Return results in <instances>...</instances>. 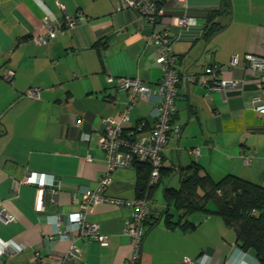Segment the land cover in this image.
Returning a JSON list of instances; mask_svg holds the SVG:
<instances>
[{
	"label": "crops",
	"instance_id": "obj_1",
	"mask_svg": "<svg viewBox=\"0 0 264 264\" xmlns=\"http://www.w3.org/2000/svg\"><path fill=\"white\" fill-rule=\"evenodd\" d=\"M161 1L167 17L180 16L186 2L195 25L180 36L172 34L179 82L171 127L178 131L169 133L160 167L167 175H161L155 188L163 186L164 199L166 187L176 188L171 183L179 171L193 163L213 182L233 176L261 185L264 118L251 102L264 99V86L261 74L244 67L241 57H264V0ZM118 5L122 0H0V209L14 218L13 223L0 222V242L25 247L22 253L0 254V264H31L32 252L41 253L42 264H51L56 254L68 250L69 242L51 237L53 225L62 230L69 215L81 213L78 192L94 189L106 174L98 144L103 122L117 121L129 102L128 93L117 90L116 81L110 83L109 78L138 79L152 91L160 80L149 37L164 25L152 24L133 10L117 13ZM210 11H218L214 21L226 27L207 41L202 33ZM65 18L79 19L66 27ZM45 19L60 29L45 44H36L33 37ZM234 55L239 64L229 69ZM194 61L201 77L187 80L185 69ZM208 67L220 69L223 80L236 85L209 90L204 85L209 78L202 75ZM9 73L8 81L4 75ZM33 89L38 97H26ZM150 111L145 98H134L132 121L122 127L125 139L149 134ZM243 154L253 156L249 165L243 163ZM135 170L132 166L114 171L106 194L136 197ZM30 174L53 177L60 186L55 202L47 197L43 211L37 210L39 189L24 184ZM176 182L179 185V178ZM165 207L164 201L154 211L158 221L151 229L145 225L137 264H183L185 258L257 264L235 249V233L219 216L196 211L188 217L197 225L193 231H172L162 224ZM151 209L152 214V203ZM171 213L175 219L176 213ZM129 215L127 208L109 203L88 209L86 222L97 224L109 243L102 247L88 238L75 240L80 259L71 264H129L132 251L123 235Z\"/></svg>",
	"mask_w": 264,
	"mask_h": 264
},
{
	"label": "built area",
	"instance_id": "obj_2",
	"mask_svg": "<svg viewBox=\"0 0 264 264\" xmlns=\"http://www.w3.org/2000/svg\"><path fill=\"white\" fill-rule=\"evenodd\" d=\"M158 0H122V5H118L115 11L118 13L123 10H133L138 16L147 19L150 23H161L164 28L153 33L149 37V43L155 49L156 63L160 67L161 77L155 84L152 91L143 85L138 79H118L109 78V82L116 81L115 88L128 93L129 102L125 110L119 115L117 121L104 120V130L100 134L98 144L103 151L106 159V174L97 181L94 189L85 188L78 192L79 200L77 203L81 213H73L68 216V222L62 230L58 229L56 223L53 225L51 237L58 238L60 241L69 242L68 250L64 254H56L51 264H71L80 259L79 250L73 242L80 238H88L96 242L99 246L105 247L109 243V238L99 232V227L94 223H87L85 213L91 207L99 204L109 203L117 207H124L130 211L129 217L124 221L123 235H125L131 247V257L129 264H137L144 233V222L150 209V199L147 193L140 198L124 199L111 197L106 194V188L110 184L111 174L119 169H125L134 166V163L145 162L149 166V175L147 189L155 187L159 180V170L161 167V153L165 148L169 133L177 132V127H171V118L174 114V102L177 96L176 86L179 82V75L175 71L177 57L171 50L172 34L180 36V31L194 27L195 19L187 13V4H181L182 13L180 16L167 17L166 10L159 5ZM79 19V18H78ZM65 18V26H75L77 20ZM55 25V27H54ZM53 26L45 19L41 29H39L33 41L36 44H45L55 36V29H60L58 23ZM178 37V36H177ZM176 37V39H177ZM264 49V39L261 43ZM239 56L231 57L228 68L232 69L239 64ZM242 65L261 74V81L264 86V57L245 54L241 57ZM204 77L209 78V90L223 91L227 87H233L236 83L225 81L222 78L220 69L208 67L203 70ZM6 80H10L11 73L4 75ZM207 82H204L206 86ZM26 97L37 98L36 90H29ZM139 96L145 98L151 104L149 113L151 119V131L143 137L132 136L125 139L122 135V127L132 121L134 98ZM254 111L264 118V99L260 101L255 99L251 102ZM198 154V151L195 152ZM245 165L251 163L253 156L243 154L241 156ZM264 160V152L262 155ZM53 177L45 174H30L26 177L24 184L35 185L38 189L37 210L43 211L45 200L48 197L50 203L55 202L56 190L60 188L55 183ZM0 222L9 224L14 222L12 215L0 209ZM25 252V247L18 245L13 241L5 243L0 242V254H18ZM41 253L32 252L29 256L31 264H42ZM183 264H209L206 259L192 261L188 258L183 260ZM223 264H242L234 263L228 259Z\"/></svg>",
	"mask_w": 264,
	"mask_h": 264
},
{
	"label": "trees",
	"instance_id": "obj_3",
	"mask_svg": "<svg viewBox=\"0 0 264 264\" xmlns=\"http://www.w3.org/2000/svg\"><path fill=\"white\" fill-rule=\"evenodd\" d=\"M157 3L162 5L161 0ZM227 6L226 1L223 7ZM217 13L218 11H210L208 14L202 39L208 41L226 27L214 21ZM206 87H209V81ZM134 167L137 175L136 198L143 197L147 193L150 199L151 191L155 187L147 189L149 166L145 162L136 161ZM163 173L167 175L160 168L156 185L160 183ZM178 178L177 188L167 186L164 191L166 207L161 212L163 226L172 231L188 232L193 231L197 226L188 219L193 212L202 211L209 215L219 216L235 233V249L241 254L250 255L257 264H264V179L261 185L233 176H226L218 182H213L196 163L182 168L178 173ZM208 202L212 203V210L207 208ZM151 210L150 202L147 219H152L144 222V228L148 224L151 229L158 221V219H153ZM171 210L176 215L178 214L175 219ZM143 234L144 238L145 230Z\"/></svg>",
	"mask_w": 264,
	"mask_h": 264
},
{
	"label": "rangeland",
	"instance_id": "obj_4",
	"mask_svg": "<svg viewBox=\"0 0 264 264\" xmlns=\"http://www.w3.org/2000/svg\"><path fill=\"white\" fill-rule=\"evenodd\" d=\"M176 181H178V178H176L175 179V182L174 183H171V184L172 185H175V187L177 188L178 187V185H177L178 183ZM162 190H163V186L160 185L157 188H153V190H152L153 192L151 191V193H152V196H151L152 202L151 203H152V208H153V213H152V216L153 217L156 216V215H158L156 213L154 214V211L155 212L159 211L160 210V207H161V204L162 203L164 204V199L162 197ZM206 206H207V208L213 207L211 202H208ZM177 216L178 215H176V217Z\"/></svg>",
	"mask_w": 264,
	"mask_h": 264
},
{
	"label": "water",
	"instance_id": "obj_5",
	"mask_svg": "<svg viewBox=\"0 0 264 264\" xmlns=\"http://www.w3.org/2000/svg\"><path fill=\"white\" fill-rule=\"evenodd\" d=\"M197 69L196 66V61H194L191 65H189L186 69H185V77L187 78V80L189 78H192L194 81H197L200 77L201 74L199 75V73L195 72Z\"/></svg>",
	"mask_w": 264,
	"mask_h": 264
}]
</instances>
